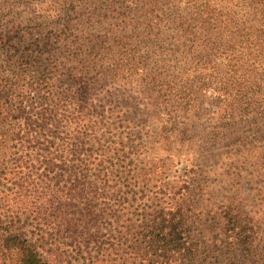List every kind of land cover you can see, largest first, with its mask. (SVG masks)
<instances>
[{
  "label": "trees",
  "instance_id": "1",
  "mask_svg": "<svg viewBox=\"0 0 264 264\" xmlns=\"http://www.w3.org/2000/svg\"><path fill=\"white\" fill-rule=\"evenodd\" d=\"M120 1L111 27L131 60L151 63L145 92L171 114L145 141L171 157L153 161L123 142L94 148L87 117L65 127L59 102L39 77L26 81L9 49L0 60V264H264V204L217 179L246 173L264 196V0ZM143 39L147 49L132 54Z\"/></svg>",
  "mask_w": 264,
  "mask_h": 264
},
{
  "label": "rangeland",
  "instance_id": "2",
  "mask_svg": "<svg viewBox=\"0 0 264 264\" xmlns=\"http://www.w3.org/2000/svg\"><path fill=\"white\" fill-rule=\"evenodd\" d=\"M122 5L120 0H0V60L11 53L9 49L16 50L15 59L30 75L25 73L26 81L39 77L44 94L59 102L57 114L65 127L83 119L82 115L87 117L88 132L95 136L94 148L123 142L126 151L135 148L138 156L146 154L153 161L169 159L160 142L152 141V145L145 141L146 131L169 125L171 114L145 92L141 76L151 63L131 60L125 54L129 50L120 43V31L111 27L120 24L119 17L125 12ZM146 44L143 39L131 45L132 54L140 55ZM187 118L184 113L181 121ZM170 144H177L174 149L181 154L186 152L174 137ZM40 170L49 175V167ZM214 177L209 175L211 181ZM217 179L225 181L223 188L230 192L234 189L231 184L241 185L250 195L249 205L263 207L264 196L253 189H258L260 182L252 185L244 181H251L250 175L243 173L233 181L224 176ZM261 232L264 238V224ZM262 253L264 259V246ZM111 261L116 263L117 258Z\"/></svg>",
  "mask_w": 264,
  "mask_h": 264
}]
</instances>
